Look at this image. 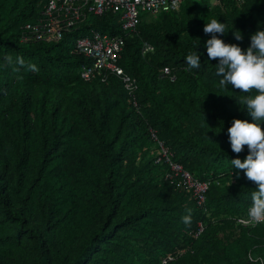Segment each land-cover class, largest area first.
I'll list each match as a JSON object with an SVG mask.
<instances>
[{
	"label": "trees",
	"instance_id": "obj_1",
	"mask_svg": "<svg viewBox=\"0 0 264 264\" xmlns=\"http://www.w3.org/2000/svg\"><path fill=\"white\" fill-rule=\"evenodd\" d=\"M43 4L0 0V264H160L183 249L170 264H264V221L237 223L255 182L230 160L248 149L232 151L227 133L233 117H251L239 104L244 93L218 87L203 31L215 16L243 39L233 29L217 35L243 49L264 21V0H184L178 12L142 15L128 35L112 15L91 16L92 28L125 38L118 64L137 82V108L118 78H80L88 60L73 48L89 34L85 25L60 41L20 42ZM143 42L152 47L144 55ZM195 48L200 67L189 69L184 58ZM5 54L38 71H15ZM163 68L175 81L158 78ZM150 130L186 171L211 180L204 207L164 181Z\"/></svg>",
	"mask_w": 264,
	"mask_h": 264
},
{
	"label": "built area",
	"instance_id": "obj_2",
	"mask_svg": "<svg viewBox=\"0 0 264 264\" xmlns=\"http://www.w3.org/2000/svg\"><path fill=\"white\" fill-rule=\"evenodd\" d=\"M184 0H44L36 20L21 27L19 40L27 42H56L66 34L77 31L85 25L89 34L78 37L73 52L83 56L88 63L79 68V76L83 81L99 80L108 83L109 77L118 78L128 98L137 108V82L118 64V54L124 47L122 35H109L91 27L87 20L91 16L112 15L113 23L119 25L123 34H135L142 15L156 17L162 12H178ZM242 3L243 0H237ZM211 7H222L221 0H209ZM152 50L146 42L141 45L144 55ZM159 79L175 81L176 76L169 68H163ZM150 138L155 144L154 164L165 165L164 181L190 194L198 207H204L206 193L211 180H201L186 171L173 159L172 153L158 140L155 131L150 130ZM261 221H251L246 215L237 218V223L245 228H253ZM204 230L199 222L193 237L197 238ZM181 250L176 256L161 257L160 264H170L185 253Z\"/></svg>",
	"mask_w": 264,
	"mask_h": 264
},
{
	"label": "clouds",
	"instance_id": "obj_3",
	"mask_svg": "<svg viewBox=\"0 0 264 264\" xmlns=\"http://www.w3.org/2000/svg\"><path fill=\"white\" fill-rule=\"evenodd\" d=\"M264 21H257V27L249 33V43L243 49L237 43L226 42L222 36L229 29H233L232 35L237 41L243 39L239 29L228 28L225 22H221L213 16L203 25V31L211 35L204 41V48L209 59L217 58L215 75L218 79V87L221 89H239L244 93L238 97L243 110L250 115L251 120L236 118L231 119L227 128L228 140L232 151L239 153L243 146H247V153L243 159L234 157L230 160L233 168L243 169L246 178L255 182V187L250 193V205L247 215L251 221H264ZM201 53L190 49L185 60L189 69L200 67ZM3 61L14 66L19 72L21 67L28 70L38 71L35 63L26 62L25 59L16 55L5 54ZM221 130V128H220ZM240 175L239 172L236 173ZM192 209L186 208L185 214L181 215L184 224H190Z\"/></svg>",
	"mask_w": 264,
	"mask_h": 264
},
{
	"label": "rangeland",
	"instance_id": "obj_4",
	"mask_svg": "<svg viewBox=\"0 0 264 264\" xmlns=\"http://www.w3.org/2000/svg\"><path fill=\"white\" fill-rule=\"evenodd\" d=\"M71 41H72V39H69V41H68V45H71Z\"/></svg>",
	"mask_w": 264,
	"mask_h": 264
}]
</instances>
